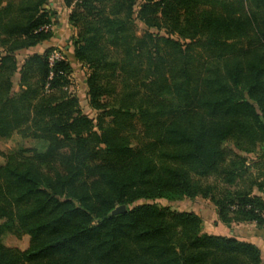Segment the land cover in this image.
I'll list each match as a JSON object with an SVG mask.
<instances>
[{
  "label": "trees",
  "instance_id": "trees-1",
  "mask_svg": "<svg viewBox=\"0 0 264 264\" xmlns=\"http://www.w3.org/2000/svg\"><path fill=\"white\" fill-rule=\"evenodd\" d=\"M49 2L0 0V137L46 145L0 153V264H264L158 203L206 199L216 225L264 233V0H63L69 49L36 52Z\"/></svg>",
  "mask_w": 264,
  "mask_h": 264
},
{
  "label": "rangeland",
  "instance_id": "rangeland-1",
  "mask_svg": "<svg viewBox=\"0 0 264 264\" xmlns=\"http://www.w3.org/2000/svg\"><path fill=\"white\" fill-rule=\"evenodd\" d=\"M18 58L22 60L23 56L20 55ZM73 77L74 79L71 91L76 93L80 97L84 112L86 114H89L91 117H94L96 113L89 108L88 101L86 98V90L84 87L85 72L81 69L80 66L75 67ZM45 146L46 145L43 141L23 139L18 133H14L12 136L6 138L0 137V153H11L22 148H44ZM3 161L4 159L0 156V163H3ZM158 203L163 206H172V208L180 211L196 212L203 218L204 231L207 233L225 235L228 233V229L223 228L225 226L221 225L222 229L219 230L218 227L215 225L214 220L216 219V210L215 206L209 200L202 198H198L196 200H173V202L161 200L158 201ZM261 234L262 238L264 239V233ZM4 243L9 247L24 250L28 247L29 237L23 236L21 238H18L13 235L7 234L4 236Z\"/></svg>",
  "mask_w": 264,
  "mask_h": 264
},
{
  "label": "crops",
  "instance_id": "crops-1",
  "mask_svg": "<svg viewBox=\"0 0 264 264\" xmlns=\"http://www.w3.org/2000/svg\"><path fill=\"white\" fill-rule=\"evenodd\" d=\"M49 9L54 13V26L53 33L54 39L52 42H47L39 45L35 48L36 52H43L44 49L48 47H63L64 49H69L71 44V39L74 36L75 32L69 24V16L72 12V8L66 7L63 3V0H50ZM79 66V65H76ZM216 225V224H215ZM219 230L222 229L221 225H216ZM228 229L226 235L234 236L240 240L251 242L257 245L264 257V239L262 238L261 232L256 231L254 225H232L230 228L223 227ZM214 234V233H212Z\"/></svg>",
  "mask_w": 264,
  "mask_h": 264
},
{
  "label": "built area",
  "instance_id": "built-area-1",
  "mask_svg": "<svg viewBox=\"0 0 264 264\" xmlns=\"http://www.w3.org/2000/svg\"><path fill=\"white\" fill-rule=\"evenodd\" d=\"M78 1H80V0H78ZM45 29L48 30V29H50V27H45ZM64 58H65L64 54L60 50L54 51L50 57L51 65L56 61L64 60Z\"/></svg>",
  "mask_w": 264,
  "mask_h": 264
},
{
  "label": "water",
  "instance_id": "water-1",
  "mask_svg": "<svg viewBox=\"0 0 264 264\" xmlns=\"http://www.w3.org/2000/svg\"><path fill=\"white\" fill-rule=\"evenodd\" d=\"M127 211V207L122 205V206H118L117 208H115L113 211H112V215H118V214H121V213H125Z\"/></svg>",
  "mask_w": 264,
  "mask_h": 264
}]
</instances>
